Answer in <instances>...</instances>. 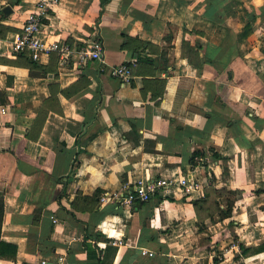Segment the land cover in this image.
<instances>
[{
  "label": "crops",
  "instance_id": "1",
  "mask_svg": "<svg viewBox=\"0 0 264 264\" xmlns=\"http://www.w3.org/2000/svg\"><path fill=\"white\" fill-rule=\"evenodd\" d=\"M37 1L0 0L1 236L17 245L0 264H264V251L240 248L264 241V0H58L41 40L105 46V63L67 64L57 51L27 59L13 49ZM127 61L130 81L110 73ZM88 121L102 131L81 146ZM160 176L175 183L149 201H99L98 210L115 205L102 214L71 206L79 194ZM183 176L200 187L188 191ZM213 187L237 191L233 216L207 217L201 230L193 200Z\"/></svg>",
  "mask_w": 264,
  "mask_h": 264
},
{
  "label": "built area",
  "instance_id": "2",
  "mask_svg": "<svg viewBox=\"0 0 264 264\" xmlns=\"http://www.w3.org/2000/svg\"><path fill=\"white\" fill-rule=\"evenodd\" d=\"M58 0H38L36 8L28 13L27 18L21 28V32L14 41L13 49L15 51H29L36 58L42 54H48L57 51L60 55L62 64H67L72 56H76L80 62L86 60H98L105 63V46L102 40L94 39L86 45L73 48L68 44L60 45L58 42L46 43L37 35L44 24V19L48 16L50 10ZM110 73L121 78L124 81H130L133 77L131 67L125 63L110 65ZM175 183L171 177L160 176L150 180H138L122 182L117 188L102 192L100 202L116 203L121 206H131L137 201H149L158 193H164L165 190ZM188 191L198 189L200 184L195 177L183 176L179 182ZM57 221L56 218H54ZM115 244H123L121 238L113 241ZM143 254L152 256L154 251L143 249ZM63 256H58V261H63ZM48 258H41L37 264H47Z\"/></svg>",
  "mask_w": 264,
  "mask_h": 264
},
{
  "label": "trees",
  "instance_id": "3",
  "mask_svg": "<svg viewBox=\"0 0 264 264\" xmlns=\"http://www.w3.org/2000/svg\"><path fill=\"white\" fill-rule=\"evenodd\" d=\"M250 26V24H246L245 27L243 28V30L240 32V37L239 39L242 40V37L247 35V31H248V27ZM143 44V46L146 48V46H148V42L142 41L141 42ZM198 47V46H197ZM190 48L189 46V42H185V53L187 57L189 58V60H191L192 62H196V58L198 57L197 55L193 56V54L188 51V49ZM29 51H18V57H23L25 56L27 58ZM136 54V57L138 58V60H142V59H146L148 60V58H146L145 56L142 55L141 52H133ZM197 53V52H196ZM28 59V58H27ZM30 63L32 64V67L37 66V67H41L44 68L43 65L38 64L35 60H33L32 58L30 59ZM127 65H129L130 67L132 66V61H127V62H123ZM132 68V67H131ZM50 100H53V98H51ZM48 110H39V113L37 115V124L40 121L44 120V117L46 115ZM211 112L210 110L208 111V113ZM210 118H214V114L209 113L207 114ZM90 121L83 123L81 130L78 132V137H77V142L82 146V145H87V143L92 140L100 131H102V128H98L96 130H92L90 132V126L89 125ZM132 129L133 131L137 132V124L133 123L132 124ZM87 134H89L86 138H84V136H86ZM196 156H200V152H196L194 157H193V161L195 164V157ZM215 156H219V154H217L215 152ZM220 157V156H219ZM100 195H101V190H97L93 195H82L79 194L72 202H71V206L74 210L76 211H89L90 213L93 212H97V213H105L106 211H114L115 210V205H110V208H105V209H101L98 210L97 205L98 202L100 201ZM237 198V191L232 190V189H226V188H221V189H217V188H209L206 190L205 196L195 199L193 200V204L195 206V209L197 211V214L199 216V228L201 230L206 229V223H205V219L207 217H210L212 220H215V214H217L220 219H225V218H232L233 216V212H234V207H235V201ZM225 201V205L222 207L221 206V201ZM80 203L82 204L80 206ZM141 203V202H140ZM5 202L3 197L0 198V255L6 256L8 258H15L17 256V245L14 243H10L7 242L5 240L2 239V225H3V217H4V212H5ZM98 210V211H97ZM232 223V220H231ZM87 233L89 237L92 238H99V237H103V233L99 232V231H94V230H90L89 227L87 228ZM152 234L150 236V240H156V236ZM106 238V237H105ZM107 239V238H106ZM240 248H241V252L243 253V255L245 256H250V255H254L260 252L264 251V241L259 243L258 245H254V246H247L244 243H240ZM218 257L215 259V261H218Z\"/></svg>",
  "mask_w": 264,
  "mask_h": 264
},
{
  "label": "water",
  "instance_id": "4",
  "mask_svg": "<svg viewBox=\"0 0 264 264\" xmlns=\"http://www.w3.org/2000/svg\"><path fill=\"white\" fill-rule=\"evenodd\" d=\"M12 8L10 5H7L3 8V11L6 12V13H9L11 12ZM47 264H57L56 262H52V261H49Z\"/></svg>",
  "mask_w": 264,
  "mask_h": 264
}]
</instances>
